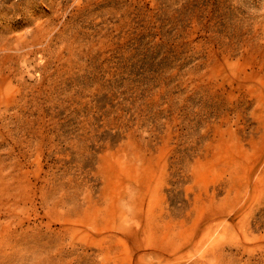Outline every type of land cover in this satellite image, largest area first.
I'll use <instances>...</instances> for the list:
<instances>
[{"label": "rangeland", "instance_id": "374dc122", "mask_svg": "<svg viewBox=\"0 0 264 264\" xmlns=\"http://www.w3.org/2000/svg\"><path fill=\"white\" fill-rule=\"evenodd\" d=\"M226 5L0 0V264H264V0Z\"/></svg>", "mask_w": 264, "mask_h": 264}, {"label": "trees", "instance_id": "16d2710c", "mask_svg": "<svg viewBox=\"0 0 264 264\" xmlns=\"http://www.w3.org/2000/svg\"><path fill=\"white\" fill-rule=\"evenodd\" d=\"M227 0H210V20H213L215 32L223 33L225 26L224 19L226 17L225 10L228 8L226 5ZM168 33V31H167ZM165 58V57H162Z\"/></svg>", "mask_w": 264, "mask_h": 264}]
</instances>
